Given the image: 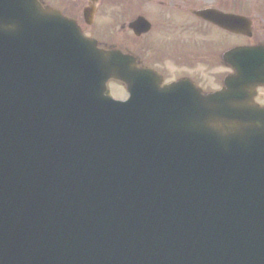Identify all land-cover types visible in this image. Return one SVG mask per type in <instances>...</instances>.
I'll use <instances>...</instances> for the list:
<instances>
[{
  "label": "water",
  "instance_id": "water-1",
  "mask_svg": "<svg viewBox=\"0 0 264 264\" xmlns=\"http://www.w3.org/2000/svg\"><path fill=\"white\" fill-rule=\"evenodd\" d=\"M20 3L27 26L22 16L8 24L2 11ZM0 14V39L70 28L88 55L80 81L99 86L77 100L65 84L80 105L61 111L39 96L36 67L22 73L24 92L0 82V264H264V110L248 99L254 75L227 81L209 105L192 94L190 114L161 113L173 93L149 94L150 76L131 58L96 50L71 21L35 0H0ZM110 78L128 85V102L100 96Z\"/></svg>",
  "mask_w": 264,
  "mask_h": 264
},
{
  "label": "flooded vegetation",
  "instance_id": "flooded-vegetation-1",
  "mask_svg": "<svg viewBox=\"0 0 264 264\" xmlns=\"http://www.w3.org/2000/svg\"><path fill=\"white\" fill-rule=\"evenodd\" d=\"M52 2L49 4L73 19L83 18V9L92 5L91 1H86L82 6L81 0ZM101 4V0L98 1L97 12ZM123 6L126 8L119 7L122 18L116 26V35L113 36L112 31L106 34L100 41L101 47L133 55L140 68L157 71L166 84L190 80L205 93L217 91L225 78L234 74L232 64L224 59L227 51L237 46H264V0H135ZM204 10H215L216 16L220 13L244 16L251 20L252 33L236 35L197 16V12ZM140 18L150 22L149 31L145 32L140 26L135 31L130 29V24ZM179 20L193 24L188 23L190 28L183 33L181 24L177 23ZM108 26L113 29L111 24ZM263 94L264 87H261L257 101L262 106Z\"/></svg>",
  "mask_w": 264,
  "mask_h": 264
},
{
  "label": "rangeland",
  "instance_id": "rangeland-1",
  "mask_svg": "<svg viewBox=\"0 0 264 264\" xmlns=\"http://www.w3.org/2000/svg\"><path fill=\"white\" fill-rule=\"evenodd\" d=\"M82 2L81 5L83 6L84 4L86 3H83V2H86V0H81ZM100 1V0H99ZM133 1L135 0H101L102 4L100 6V9H99V12L97 13V17H96V21H95V24L94 26H92L91 28H89V33L91 35H96L98 36L101 32L100 29H103L104 28V25L105 23L106 24H109L111 23V27L113 28L112 30L109 29L106 34H108L110 31H112V35L115 36L116 35V32L118 30V28H116V26H119V22H120V19L122 18V13L119 11V7H124L126 8L125 6L123 5H129L130 3H132ZM263 1V0H262ZM65 9V8H64ZM84 10V9H83ZM113 14V15H112ZM112 15V16H111ZM116 16V17H120L118 20H115L113 19V17ZM83 22H84V17L82 18ZM125 20V17L124 19ZM157 22H162L161 20L159 19H156ZM178 24H181V31L183 33H185V30L189 29L190 28V25H188V23H191L193 24L191 21H187V20H179L177 22ZM257 25L260 26V20L257 21ZM99 26H101L99 28ZM97 27L98 30H95ZM184 30V31H183ZM104 31V29H103ZM100 36V35H99ZM98 36V37H99ZM126 36V35H125ZM101 38L100 39H105L104 37L106 36H100ZM119 87V86H118ZM118 90V89H117ZM117 95L121 96V95H124V92L123 90L119 92V90L117 91ZM264 95V94H263Z\"/></svg>",
  "mask_w": 264,
  "mask_h": 264
}]
</instances>
